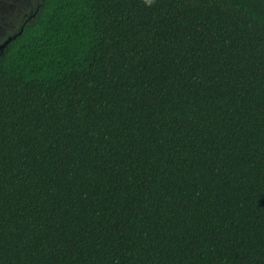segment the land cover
<instances>
[{
  "label": "trees",
  "instance_id": "1",
  "mask_svg": "<svg viewBox=\"0 0 264 264\" xmlns=\"http://www.w3.org/2000/svg\"><path fill=\"white\" fill-rule=\"evenodd\" d=\"M0 54V264H264V0H39Z\"/></svg>",
  "mask_w": 264,
  "mask_h": 264
},
{
  "label": "rangeland",
  "instance_id": "2",
  "mask_svg": "<svg viewBox=\"0 0 264 264\" xmlns=\"http://www.w3.org/2000/svg\"><path fill=\"white\" fill-rule=\"evenodd\" d=\"M27 8V0H0V39L11 30L21 13Z\"/></svg>",
  "mask_w": 264,
  "mask_h": 264
},
{
  "label": "flooded vegetation",
  "instance_id": "3",
  "mask_svg": "<svg viewBox=\"0 0 264 264\" xmlns=\"http://www.w3.org/2000/svg\"><path fill=\"white\" fill-rule=\"evenodd\" d=\"M38 2L39 0H27L26 10L23 13H21L19 18L15 22H12L11 30L6 32V34L0 39V44L3 43L9 36L15 34V31L18 28H22V24L25 21L30 20L34 16L35 14L34 12L38 8Z\"/></svg>",
  "mask_w": 264,
  "mask_h": 264
},
{
  "label": "water",
  "instance_id": "4",
  "mask_svg": "<svg viewBox=\"0 0 264 264\" xmlns=\"http://www.w3.org/2000/svg\"><path fill=\"white\" fill-rule=\"evenodd\" d=\"M22 29H20V31L16 34H13L11 36H9L3 43L0 44V54L3 52V50L6 48V46L13 41L17 35H19L21 33Z\"/></svg>",
  "mask_w": 264,
  "mask_h": 264
},
{
  "label": "clouds",
  "instance_id": "5",
  "mask_svg": "<svg viewBox=\"0 0 264 264\" xmlns=\"http://www.w3.org/2000/svg\"><path fill=\"white\" fill-rule=\"evenodd\" d=\"M142 2L145 4V6H152L155 2V0H142Z\"/></svg>",
  "mask_w": 264,
  "mask_h": 264
}]
</instances>
